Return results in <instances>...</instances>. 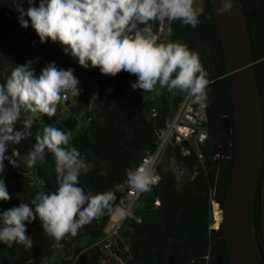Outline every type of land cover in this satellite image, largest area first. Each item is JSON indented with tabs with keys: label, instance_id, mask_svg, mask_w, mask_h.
<instances>
[{
	"label": "trees",
	"instance_id": "1",
	"mask_svg": "<svg viewBox=\"0 0 264 264\" xmlns=\"http://www.w3.org/2000/svg\"><path fill=\"white\" fill-rule=\"evenodd\" d=\"M12 0H0V84L14 65H23L34 60L36 74L48 63L55 62L59 68L72 67V57L62 51L59 42L40 43L35 31L20 27ZM204 13L199 16L196 28L174 21L171 27V40L183 42L196 51L214 81L208 86L207 113L208 140L202 146L204 160L199 162L192 156L186 161V174L193 179L178 175L173 169L160 171V180L149 192L140 193L133 208V217L121 227V239L113 247L120 264H204L211 231L210 194L224 207L228 184L232 175L236 138L234 103L230 78L224 58L223 48L209 0H203ZM38 4V0H35ZM247 16L249 33L255 61V72L261 97L264 122V0H242ZM35 6V5H34ZM23 7H28L25 0ZM27 19V17H25ZM154 27V25H153ZM155 30V29H154ZM78 77V76H76ZM91 81L80 77V95L72 97L61 113L53 117L42 116L36 119L32 135L19 145L12 147L21 153L18 167L5 161L3 177L10 195L8 201H0V211L22 202H29L36 191H52L56 188L53 169L47 166L54 160L46 152V161L27 167L24 158L28 149L35 143V135L42 128L51 125L67 132L72 131V144L85 156L91 168L80 176V180L93 193L111 190L116 195L114 209L122 198L117 189L123 185L125 170L140 163L141 158L151 153L157 144L158 136L165 126L168 104L165 94L159 98L155 117L149 110L155 102L151 92L133 90V74H101L97 68L90 72ZM166 94H170L163 89ZM226 120L231 129L229 160L216 169L212 151L220 137ZM20 125L18 124L17 127ZM11 148L6 152L10 154ZM226 153V151H225ZM104 170L106 175L100 176ZM30 171V175L27 173ZM183 182L179 185L181 178ZM264 184V127L259 169L254 185L251 206L250 230L257 242L255 247L261 264H264V228L261 196ZM158 202V205L156 204ZM111 213L105 214L81 226L76 235H66L57 247L54 240L40 227L39 220L26 226V235L33 240L31 249L13 244L9 248L0 244V264H39L59 248L67 249L63 258L54 264H108L98 245L79 247L71 253L68 247L79 239L90 238L91 245L103 235V229ZM138 219V221H137ZM220 240L217 248L222 264H230L222 226L217 232ZM122 241V242H121ZM106 262V263H105Z\"/></svg>",
	"mask_w": 264,
	"mask_h": 264
},
{
	"label": "clouds",
	"instance_id": "2",
	"mask_svg": "<svg viewBox=\"0 0 264 264\" xmlns=\"http://www.w3.org/2000/svg\"><path fill=\"white\" fill-rule=\"evenodd\" d=\"M24 2H11L20 27H31L40 43L59 42L62 51L80 67L97 68L104 75L121 71L133 74L136 77L131 83L133 90L151 92L159 86L157 101L161 89H166L170 94L183 93L186 100L201 110L208 107L207 89L214 81L209 79L199 54L187 44L171 40V34L166 41L162 40L156 31V23L166 21L169 24L179 21L196 28L200 13L194 9L193 0H38V4L26 0V9ZM234 6L235 0H219L215 11L220 15L232 14ZM33 63L34 60H28L23 65H14L0 84V201L11 198L2 175L4 162L18 167L21 155L12 146L32 135L36 119L53 117L60 110L62 113L66 103L80 95V80L74 69L65 70L55 62H48L36 74ZM72 139V131L51 125L35 135V143L28 149L24 163L29 168L43 164L46 152L50 153L55 162L56 188L36 191L29 202L21 201L18 206L0 211V244L31 249L33 240L26 235V226L38 219L42 231L61 247L60 241L66 235L74 236L81 226L112 213L115 193L111 190L93 193L79 179L91 165L72 144ZM10 148V154L6 155ZM170 151L166 148V153ZM168 168L178 174L169 165L161 170ZM185 170L181 175L193 179L194 176L190 178L193 174L187 175ZM99 175L106 172L101 170ZM154 183L151 163H141L125 170L122 186L144 193L151 191ZM119 216L125 218L126 211L120 210ZM101 237L91 246L103 249L99 243Z\"/></svg>",
	"mask_w": 264,
	"mask_h": 264
},
{
	"label": "water",
	"instance_id": "3",
	"mask_svg": "<svg viewBox=\"0 0 264 264\" xmlns=\"http://www.w3.org/2000/svg\"><path fill=\"white\" fill-rule=\"evenodd\" d=\"M209 2L232 88L236 138L235 161L223 208L222 237L230 264H261L250 220L264 122L249 26L242 0H235L232 14L223 15L215 11L219 0ZM170 149L168 146L167 152ZM182 182L183 179L179 185Z\"/></svg>",
	"mask_w": 264,
	"mask_h": 264
},
{
	"label": "built area",
	"instance_id": "4",
	"mask_svg": "<svg viewBox=\"0 0 264 264\" xmlns=\"http://www.w3.org/2000/svg\"><path fill=\"white\" fill-rule=\"evenodd\" d=\"M169 22L156 23V31L160 34L162 40H167L171 33L168 31ZM165 94L167 99L168 109L165 118V127L159 135V140L156 148L144 155L140 163H151L154 171L155 184L160 179V158L166 156L167 161L171 162V168L177 169L178 174L183 173V169L187 167L186 161L192 156L199 162L204 160L202 146L208 140V126L206 110L199 109L198 106L192 105L190 101L185 99V96L170 97L161 89L160 95ZM158 96L152 94L150 99L155 102L149 110V115L155 117L158 111L159 100ZM171 146L170 153H166L167 146ZM189 163V161H188ZM138 164V165H139ZM194 175H191L192 178ZM123 195L119 204L113 209L109 220L107 221L103 235L100 239V245L105 251L112 249L113 243L119 234V230L124 222L132 217V210L136 204L140 193L134 192L131 188H125L122 185L117 187ZM158 204V202H156ZM125 210V218L119 216V211ZM210 223L209 231H211L210 241L207 253L204 257V264H222L221 255L217 248V243L220 240L215 232L220 228L223 221V209L220 204L210 194ZM138 221V219H137Z\"/></svg>",
	"mask_w": 264,
	"mask_h": 264
},
{
	"label": "rangeland",
	"instance_id": "5",
	"mask_svg": "<svg viewBox=\"0 0 264 264\" xmlns=\"http://www.w3.org/2000/svg\"><path fill=\"white\" fill-rule=\"evenodd\" d=\"M71 68L74 69V75L80 77L85 82L91 81L90 72L95 69V68L84 69V68L80 67L73 58H72V67ZM158 93H159V90L158 89L155 90L154 94L157 95ZM178 95H183V93H180L178 91H173L170 94V97L174 98L175 96H178ZM41 132H42V130H41ZM230 135H231V129H230L229 125H226L224 127L220 137L218 138L217 143H216V145H215V147L211 153L212 157H215V155H216V157L219 158L216 162H214V166L216 169L219 167V165L221 163H225L229 158V154H228L229 152H227V150H228V147L230 144ZM225 151H226V153H225ZM160 165L162 167H165L168 165L171 166L172 163L167 161L166 156H163L160 158ZM54 166H55V162L53 160L49 164V166H47V169H49V170L53 169ZM27 173L30 175V171H28ZM122 228L120 229V233H119V236L117 237V239H121ZM117 239H116V241H117ZM91 241L92 240L90 238H87V237L83 238V239H79L78 241H76V243H74L70 247H68V251L72 255V253L74 252V249H76V248H79V247L83 248V247L91 246ZM115 244H116V242H115ZM66 250L67 249L59 248L58 250H56L54 252V254L42 259V261L39 264H54L55 262H59L63 258ZM101 250L104 253V258H106L105 260H106V262H108V264H120L118 257L114 254L113 248L110 249L109 251H105L103 249H101Z\"/></svg>",
	"mask_w": 264,
	"mask_h": 264
},
{
	"label": "crops",
	"instance_id": "6",
	"mask_svg": "<svg viewBox=\"0 0 264 264\" xmlns=\"http://www.w3.org/2000/svg\"><path fill=\"white\" fill-rule=\"evenodd\" d=\"M193 7L199 11L200 15L204 13V2L203 0H193Z\"/></svg>",
	"mask_w": 264,
	"mask_h": 264
},
{
	"label": "flooded vegetation",
	"instance_id": "7",
	"mask_svg": "<svg viewBox=\"0 0 264 264\" xmlns=\"http://www.w3.org/2000/svg\"><path fill=\"white\" fill-rule=\"evenodd\" d=\"M261 206H262V218H263V228H264V184H263V188H262V196H261Z\"/></svg>",
	"mask_w": 264,
	"mask_h": 264
}]
</instances>
